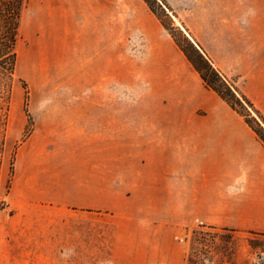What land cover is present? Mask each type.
<instances>
[{
  "label": "crops",
  "instance_id": "0c3cea01",
  "mask_svg": "<svg viewBox=\"0 0 264 264\" xmlns=\"http://www.w3.org/2000/svg\"><path fill=\"white\" fill-rule=\"evenodd\" d=\"M95 1L96 6L103 2ZM245 24L219 23L216 46L200 41L214 65L235 76L264 114V21L257 27L254 21ZM160 39L168 41L166 35ZM163 57L156 69L161 89L142 103L140 115L115 111L123 103L111 100L64 104L54 114L72 121L78 147L73 153L28 149L18 160L16 186L38 212L46 253L76 252L80 217L132 218V205L151 206L160 227L201 222L264 232L263 141L182 52ZM41 132L36 127L28 142ZM132 238L117 234L113 251Z\"/></svg>",
  "mask_w": 264,
  "mask_h": 264
},
{
  "label": "rangeland",
  "instance_id": "374dc122",
  "mask_svg": "<svg viewBox=\"0 0 264 264\" xmlns=\"http://www.w3.org/2000/svg\"><path fill=\"white\" fill-rule=\"evenodd\" d=\"M230 21H254L257 27L264 21V0H103L98 6L95 0H26L8 104L3 99L7 92L0 90V204L5 203L0 210V264H185L192 231L201 222L160 227L158 214L148 205H132V218L80 217L76 252L46 253L37 230L38 212L16 186V167L24 150L73 153L78 147L72 121L54 114L64 104L111 100L123 103L115 111L140 115L142 103L161 89L156 69L163 66V53L184 54L171 33L204 65L185 36L210 57L200 39L216 46L215 29ZM163 35L168 41L160 42ZM227 77L237 85L235 76ZM36 127L42 132L30 143ZM52 128L60 132L51 134ZM234 229L236 264H264V251L252 247L264 237L249 232L257 229ZM123 232L134 238L113 251V238Z\"/></svg>",
  "mask_w": 264,
  "mask_h": 264
},
{
  "label": "trees",
  "instance_id": "16d2710c",
  "mask_svg": "<svg viewBox=\"0 0 264 264\" xmlns=\"http://www.w3.org/2000/svg\"><path fill=\"white\" fill-rule=\"evenodd\" d=\"M25 2L26 0H0V83L4 85V88L1 87L0 90L2 89L4 94L7 92V95L3 98L7 104L18 58L17 44ZM171 36L189 59L194 69L200 74L204 83L216 91L234 110L243 116L264 143V114L234 82L229 80L214 65L211 58L202 51L190 36H188L189 38L185 36V39L196 50L200 61L204 65L196 62L186 49L179 44L172 33ZM4 207L5 203L3 202L0 204V210ZM217 229H221L223 233L216 232ZM235 231L234 228L200 223L192 231L185 264H236L232 240V233ZM249 232L264 237V232L254 230H249ZM252 247L254 249L261 248L264 251V242L252 243Z\"/></svg>",
  "mask_w": 264,
  "mask_h": 264
},
{
  "label": "bare ground",
  "instance_id": "6f19581e",
  "mask_svg": "<svg viewBox=\"0 0 264 264\" xmlns=\"http://www.w3.org/2000/svg\"><path fill=\"white\" fill-rule=\"evenodd\" d=\"M35 52H36V50L35 49H32L31 50V53H32V56H34L35 55ZM28 63L29 62H27V64H25V66H24V69H26V70H28ZM35 68V67H34ZM30 76H34V73H31V71H30V73H28Z\"/></svg>",
  "mask_w": 264,
  "mask_h": 264
}]
</instances>
